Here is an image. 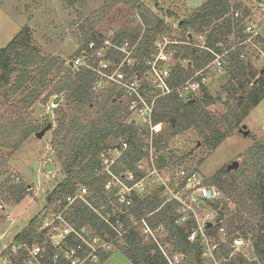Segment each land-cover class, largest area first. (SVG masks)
Returning <instances> with one entry per match:
<instances>
[{
    "label": "trees",
    "instance_id": "1",
    "mask_svg": "<svg viewBox=\"0 0 264 264\" xmlns=\"http://www.w3.org/2000/svg\"><path fill=\"white\" fill-rule=\"evenodd\" d=\"M80 2L82 0H75ZM103 2L99 14L105 16L118 6L126 8L135 24L118 30L112 41L120 43L124 40L138 41L140 56H148L158 37L175 32L164 18L156 15L140 0H100ZM261 4L264 0H249ZM232 5L231 0H206L188 18L180 19L172 10L166 16L175 19L178 25V36L185 40L186 32L206 33V44L216 52L222 49L216 47L220 41L228 43V37L233 28L237 27L242 18L250 14V9L243 8L241 16L235 17L242 5ZM94 23L91 18L86 19ZM81 31L83 27H80ZM90 33L82 41V48L90 42H100L104 38L95 31L94 25ZM263 43V39H261ZM227 48L229 47L226 44ZM264 46V44H263ZM78 50L74 57L77 56ZM180 60H187L183 68ZM212 60V56L201 49L183 47L177 50L173 63V75L176 83L183 82L194 71L202 69ZM253 62L241 60L237 53L229 54L228 65L224 71L225 83L221 91L226 100L222 101L221 93L213 96L207 89L202 94L187 102L180 101L174 95L160 99L154 123H162L163 130L154 138L159 168H170L175 154L165 152L170 142L180 135L192 131L196 136V146L209 153L215 151L226 139L234 135L243 123L248 113L264 99V70L255 69ZM93 76L88 71L77 70L67 65L59 57L42 56L36 46L28 27L22 28L11 42L0 50V91L7 90L5 98L26 95L20 101L27 107L40 100L46 104L53 97H63L57 105L55 113V129L51 132V145L55 159L60 165L63 179L47 195L48 206L63 201L67 196L74 195L80 186L90 191L89 200L95 208L111 212V206L104 192V179L97 172L100 167L99 155L110 145L126 141L128 148L123 153L115 172L135 170V163L145 153L142 151L144 136L138 128L126 121L124 108L112 97L107 95L101 99L90 91ZM222 103L223 114H212L208 107ZM52 121L47 119L44 124L25 123L23 119L8 118L1 126L0 141L2 146L15 152L32 135L38 133ZM46 124V125H45ZM191 156L189 150L184 155ZM207 183L217 189L222 199L213 203L212 207L219 210L218 220H223L230 241L242 238L249 241L254 260L237 255L226 260L230 254L228 245H222L217 253L220 264H264V139L253 137L252 146L243 154V163L231 172L226 169L217 171ZM28 187L22 184L10 185L6 193L11 201L20 203L27 195ZM161 198L153 193L145 198H135L134 207L126 214L113 216L110 221L120 223L118 227L123 233L117 249L131 264H166L165 259L151 243L141 235L138 227H131L127 215L135 220L146 218L154 229L163 227L162 243H168L173 252L182 253L186 260L183 264H203L196 244H190L187 235L192 229L176 225L175 206L166 204L161 209ZM68 221L76 228L90 226L95 233L106 232L114 236V231L91 211L88 207L76 202L67 214ZM15 242L35 244L40 238L35 234L33 222L19 233ZM110 256L101 254L99 264ZM224 260V261H223ZM20 257L13 258L12 264H21Z\"/></svg>",
    "mask_w": 264,
    "mask_h": 264
},
{
    "label": "built area",
    "instance_id": "2",
    "mask_svg": "<svg viewBox=\"0 0 264 264\" xmlns=\"http://www.w3.org/2000/svg\"><path fill=\"white\" fill-rule=\"evenodd\" d=\"M237 16L241 14L237 12ZM242 19L233 28L228 43L220 41L216 44L222 52H216L206 44V33L188 31L185 33L187 38L182 40L176 33L178 25L172 24L175 31L172 37H158L148 56H140L138 41L114 43L112 39L106 38L81 47L77 56L66 62L74 69L92 74L90 91L94 96L101 99L112 95L124 108L126 121L135 125L144 136L142 151L145 155L135 163V170L115 172V166L128 148L127 142L119 141L102 151L97 172L104 179V192L111 212L95 208L89 200V189L80 186L74 195L47 206L41 212L34 227L39 242L28 244L13 240L8 244H0V264H12V259L18 257L22 259L21 264H99L100 255L116 249L123 234L118 228L121 227L118 220L116 223L111 222L109 215H124L134 207L135 198H145L153 193H157L163 201L159 209L166 204L175 206L176 225H191L187 239L190 244H196L203 264H220L222 260L217 258V253L222 245L230 248L226 260L237 255L250 260V242L242 238L230 241L223 220H218L219 210L212 207L213 203L222 199L220 192L210 186L208 179L197 169L177 165L159 168L154 143V138L163 130L162 123H154L160 99L174 95L183 102L194 100L202 94L203 89L208 88L214 76L224 74L232 52L237 53L241 60L264 64V46L257 17L250 12ZM111 35L113 38L115 32ZM187 46L208 52L212 60L183 82L176 83L172 72L174 58L178 49ZM179 63L183 68L187 64L191 65L187 60H180ZM208 192L211 193L210 197L207 196ZM76 202L98 215L115 235L95 233L88 225L74 227L68 221L67 214ZM127 216L131 227H138L145 240L156 245L166 264H183L186 257L182 253L173 252L170 244L161 242L164 236L162 226L153 229L147 223V217L135 220L131 215ZM208 224L210 228H207ZM5 236L6 233H2L0 240Z\"/></svg>",
    "mask_w": 264,
    "mask_h": 264
},
{
    "label": "rangeland",
    "instance_id": "3",
    "mask_svg": "<svg viewBox=\"0 0 264 264\" xmlns=\"http://www.w3.org/2000/svg\"><path fill=\"white\" fill-rule=\"evenodd\" d=\"M156 15L164 18L172 25L177 21L168 18L166 13L172 10L178 18L185 19L206 0H140ZM243 8L250 9L257 17L258 29L264 44V2L252 3L249 0H237ZM235 6L236 0H231ZM103 2L100 0H0V50L5 48L18 32L28 27L33 39V45L42 56L59 57L67 62L74 58L75 53L82 46V41L90 33L94 25L104 39H112V32L128 27L135 21L126 8L118 6L105 16L99 14ZM91 18L94 23L89 24L86 19ZM83 27L84 31H81ZM255 69H263L264 64L254 62ZM224 74L214 76L207 88L209 93L216 96L221 93L222 101L226 100L221 91L225 83ZM7 90L0 91V130L8 118L23 119L25 123L42 125L47 119L52 121V129L44 134L42 139L32 135L18 150L11 152L5 149L0 141V235L6 233L0 244L12 242L30 222L33 227L38 223L42 211L47 208V195L63 179L61 168L55 159L51 145V132L55 129L54 109L51 98L46 104L36 102L27 107L20 102L26 92L18 96L4 97ZM63 97L58 104L62 106ZM212 114H223L225 107L216 103L207 108ZM46 125V124H45ZM246 127L248 136L235 131L234 135L226 139L215 151L209 153L202 146L197 147L196 136L192 131L173 139L166 153L174 152L175 157L171 167H185L199 170L206 179H210L220 169H226L232 162L243 163V154L252 146L253 137L264 139V99L253 108L240 125ZM191 151L190 157H185ZM162 153V151L160 152ZM158 152V155L160 154ZM51 169L46 171V166ZM14 177V178H13ZM16 180H18L16 182ZM16 183V184H15ZM22 184L27 186L28 193L20 203L10 200L6 188L10 185ZM6 231V232H5ZM102 264H131L125 256L114 249Z\"/></svg>",
    "mask_w": 264,
    "mask_h": 264
},
{
    "label": "water",
    "instance_id": "4",
    "mask_svg": "<svg viewBox=\"0 0 264 264\" xmlns=\"http://www.w3.org/2000/svg\"><path fill=\"white\" fill-rule=\"evenodd\" d=\"M59 100H60V97H55V98L53 99V104L58 105ZM51 129H52V124H48V125H46L43 129H41L38 133H36V134L34 135V137H35L36 139H42V137L44 136V134H45L46 132H48L49 130H51ZM238 132L241 133V134L244 135V136H248V134H249L248 131L246 130V127H245V126H242V128L239 129ZM199 146H200V143L197 144V147H199ZM238 168H239V163H238L237 161H234V162H232V163L226 168V171H227V172H231V171H235V170H237ZM50 169H51V166H50V165H47V166H46V171H49ZM210 194H211V193L208 192L207 196L210 197ZM210 227H211V225L208 224V225H207V228H210ZM248 254H249V259H250V260H253V259L255 258L254 253H253V250H252L251 247L248 248Z\"/></svg>",
    "mask_w": 264,
    "mask_h": 264
},
{
    "label": "crops",
    "instance_id": "5",
    "mask_svg": "<svg viewBox=\"0 0 264 264\" xmlns=\"http://www.w3.org/2000/svg\"><path fill=\"white\" fill-rule=\"evenodd\" d=\"M6 232V231H5ZM7 233V232H6Z\"/></svg>",
    "mask_w": 264,
    "mask_h": 264
}]
</instances>
